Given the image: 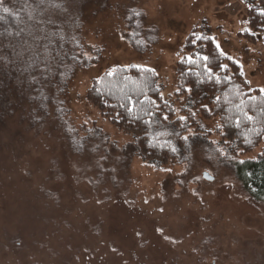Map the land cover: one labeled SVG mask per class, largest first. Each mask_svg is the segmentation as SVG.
Instances as JSON below:
<instances>
[{
	"label": "rangeland",
	"instance_id": "1",
	"mask_svg": "<svg viewBox=\"0 0 264 264\" xmlns=\"http://www.w3.org/2000/svg\"><path fill=\"white\" fill-rule=\"evenodd\" d=\"M262 1H35L42 71L21 77L0 125V264H264V201L234 165L260 148L230 151L219 117L178 93L175 72L200 27L264 91V38L248 20ZM129 64L157 71L175 117L190 106L200 120L185 147L165 124L173 162L144 159L87 101L94 78Z\"/></svg>",
	"mask_w": 264,
	"mask_h": 264
},
{
	"label": "trees",
	"instance_id": "2",
	"mask_svg": "<svg viewBox=\"0 0 264 264\" xmlns=\"http://www.w3.org/2000/svg\"><path fill=\"white\" fill-rule=\"evenodd\" d=\"M35 1L0 0V125L15 111L14 92L21 77L42 71L45 45L39 38L42 29L36 25ZM248 20L264 38V7H249ZM181 51L175 71L178 93L196 104L206 99L200 112L206 118L219 117L222 138L237 157L260 148L254 157L238 159L234 165L244 171L249 190L264 201V91L247 88L239 63L222 51L207 29H192ZM26 58L38 61L34 69L21 70ZM86 98L112 123L134 135L147 161H175L171 135L164 129L169 121L173 120L175 140L182 147L192 128L202 131L192 107L184 106V116L175 117L172 104L163 97L157 71L148 66L107 68L92 80Z\"/></svg>",
	"mask_w": 264,
	"mask_h": 264
},
{
	"label": "snow or ice",
	"instance_id": "3",
	"mask_svg": "<svg viewBox=\"0 0 264 264\" xmlns=\"http://www.w3.org/2000/svg\"><path fill=\"white\" fill-rule=\"evenodd\" d=\"M4 11H8V9L5 8Z\"/></svg>",
	"mask_w": 264,
	"mask_h": 264
},
{
	"label": "water",
	"instance_id": "4",
	"mask_svg": "<svg viewBox=\"0 0 264 264\" xmlns=\"http://www.w3.org/2000/svg\"><path fill=\"white\" fill-rule=\"evenodd\" d=\"M205 175H207V174H205ZM207 177H208V178H211V177H210V176H208V175H207Z\"/></svg>",
	"mask_w": 264,
	"mask_h": 264
}]
</instances>
